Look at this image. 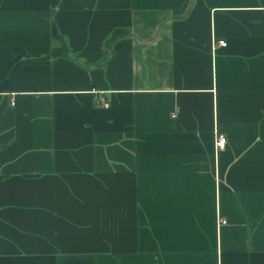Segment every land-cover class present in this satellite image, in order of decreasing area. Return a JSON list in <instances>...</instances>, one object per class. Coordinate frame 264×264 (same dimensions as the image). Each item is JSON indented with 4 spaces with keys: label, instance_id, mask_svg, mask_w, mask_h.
I'll return each mask as SVG.
<instances>
[{
    "label": "crops",
    "instance_id": "0c3cea01",
    "mask_svg": "<svg viewBox=\"0 0 264 264\" xmlns=\"http://www.w3.org/2000/svg\"><path fill=\"white\" fill-rule=\"evenodd\" d=\"M51 21L71 56L0 89V264H264V0H0V77Z\"/></svg>",
    "mask_w": 264,
    "mask_h": 264
},
{
    "label": "trees",
    "instance_id": "16d2710c",
    "mask_svg": "<svg viewBox=\"0 0 264 264\" xmlns=\"http://www.w3.org/2000/svg\"><path fill=\"white\" fill-rule=\"evenodd\" d=\"M51 27V38L54 41V45L47 52L43 53H15L12 54L9 58L8 67L6 73L3 77H0V89L5 87L8 83L9 79L17 69V67L21 64H31V63H44L49 62L53 58L58 56H71V53L68 49L67 43L62 35L57 30V27L53 21L50 23ZM125 32L124 29H113L110 35L106 39V50L110 48V44L119 36L123 35ZM105 50V53H106ZM76 59V57H72ZM103 62V61H102Z\"/></svg>",
    "mask_w": 264,
    "mask_h": 264
},
{
    "label": "built area",
    "instance_id": "2783aa9c",
    "mask_svg": "<svg viewBox=\"0 0 264 264\" xmlns=\"http://www.w3.org/2000/svg\"><path fill=\"white\" fill-rule=\"evenodd\" d=\"M217 43L219 45H222V46H224L226 44V42L224 40H218ZM225 141H226V139H225V136L223 134H221V133L217 134L216 138H215V147L217 149L223 148L225 145ZM221 222L223 223L224 220H221Z\"/></svg>",
    "mask_w": 264,
    "mask_h": 264
}]
</instances>
